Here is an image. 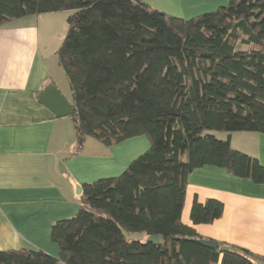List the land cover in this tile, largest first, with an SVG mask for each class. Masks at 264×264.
<instances>
[{"label": "trees", "instance_id": "16d2710c", "mask_svg": "<svg viewBox=\"0 0 264 264\" xmlns=\"http://www.w3.org/2000/svg\"><path fill=\"white\" fill-rule=\"evenodd\" d=\"M62 10L72 12L56 53L79 143L146 135L151 146L120 175L82 185L79 212L52 225L58 257L0 250V264H264V256L228 242L204 246L182 220L196 168L264 182L258 158L213 134L264 133V0H229L189 19L145 0H0V27ZM223 209L217 199L195 200L190 219L212 223Z\"/></svg>", "mask_w": 264, "mask_h": 264}, {"label": "crops", "instance_id": "0c3cea01", "mask_svg": "<svg viewBox=\"0 0 264 264\" xmlns=\"http://www.w3.org/2000/svg\"><path fill=\"white\" fill-rule=\"evenodd\" d=\"M145 1L186 19L229 2ZM41 15L0 27V250H44L58 257L51 228L54 222L79 212L81 196L73 181L82 186L119 175L146 150L148 142L136 136L106 146L84 139L81 149H72L75 142L67 122L71 115L56 116L39 98L52 84L62 91L60 64L47 52L40 33L42 24L51 25L50 18ZM67 100L74 104L73 98ZM229 137L232 147L264 165V133L236 131ZM209 199L223 203L222 216L212 223L194 224L190 219L194 201ZM182 220L205 239L264 256V182L255 183L217 166L196 168L188 177Z\"/></svg>", "mask_w": 264, "mask_h": 264}, {"label": "rangeland", "instance_id": "374dc122", "mask_svg": "<svg viewBox=\"0 0 264 264\" xmlns=\"http://www.w3.org/2000/svg\"><path fill=\"white\" fill-rule=\"evenodd\" d=\"M72 11L70 10H62V11H57V12H51V13H45L44 15H41V16H46L45 18H50L48 20V22H50V26H47L44 24L41 25V29H40V33L42 34L43 36V41H44V44L47 48V52L49 54H51L54 58V61L57 62V64H59V61H58V56H57V50L59 49V47L61 46L66 34H67V30H68V23H67V17L69 16V14L71 13ZM46 20V19H45ZM60 66V65H58ZM59 68V76L58 78L59 79V87L62 89V93H63V96L66 97V99H72V91H71V87H70V83L67 79V76H66V73L64 71V69L60 66L58 67ZM67 122L69 124V127L71 129V132L73 134V142H75V144L72 146V149H81L80 148V145L81 144H77V139H76V134H75V123L73 122L72 119H67ZM238 132V131H237ZM234 133V132H232ZM232 133H228V132H220V131H216L214 132L213 134H215L218 138L220 139H225V138H228L229 135H232ZM75 134V135H74ZM143 139L147 140V146H146V150H144L141 154H143L144 152L147 151V149L150 148L151 144H150V140L149 138L146 136V135H141ZM84 139L86 140H89V142H93V140H97L93 137H84ZM92 140V141H90ZM82 146V145H81ZM72 150V151H74ZM139 154V155H141ZM248 154V153H247ZM138 155V156H139ZM137 156V157H138ZM125 171V170H124ZM122 173V172H121ZM120 173V174H121ZM119 174V175H120ZM128 236L132 237L133 239H140L142 241L145 240V237L146 235L144 233H140V232H126Z\"/></svg>", "mask_w": 264, "mask_h": 264}, {"label": "water", "instance_id": "95a60500", "mask_svg": "<svg viewBox=\"0 0 264 264\" xmlns=\"http://www.w3.org/2000/svg\"><path fill=\"white\" fill-rule=\"evenodd\" d=\"M42 103L48 104V107L56 114L58 117H64L72 115L74 113V104L70 103L58 90L55 85H49L39 95ZM75 186L76 194L82 195L83 189L80 184L73 181ZM161 236L159 234L149 235L147 240L151 242H159ZM204 246H207L211 249L217 250L219 247V242L212 239H201L199 241Z\"/></svg>", "mask_w": 264, "mask_h": 264}, {"label": "built area", "instance_id": "2783aa9c", "mask_svg": "<svg viewBox=\"0 0 264 264\" xmlns=\"http://www.w3.org/2000/svg\"><path fill=\"white\" fill-rule=\"evenodd\" d=\"M80 148H81V145H80Z\"/></svg>", "mask_w": 264, "mask_h": 264}]
</instances>
